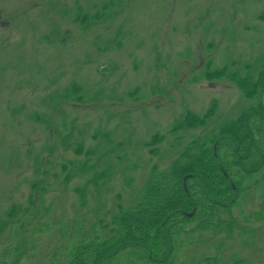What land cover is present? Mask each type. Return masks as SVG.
I'll list each match as a JSON object with an SVG mask.
<instances>
[{
    "label": "rangeland",
    "instance_id": "obj_1",
    "mask_svg": "<svg viewBox=\"0 0 264 264\" xmlns=\"http://www.w3.org/2000/svg\"><path fill=\"white\" fill-rule=\"evenodd\" d=\"M263 13L264 0H0V237L19 257L62 239L76 214L96 211L97 189L114 200L126 181L141 182L155 132V159L167 165L246 113L256 99L233 74L264 68ZM213 103L206 125L172 132ZM86 151L92 168L63 181L62 162H85ZM233 214L244 232L194 234L201 241L183 244L173 264H206V253L212 264H264V184ZM134 250L103 264H152Z\"/></svg>",
    "mask_w": 264,
    "mask_h": 264
},
{
    "label": "trees",
    "instance_id": "obj_2",
    "mask_svg": "<svg viewBox=\"0 0 264 264\" xmlns=\"http://www.w3.org/2000/svg\"><path fill=\"white\" fill-rule=\"evenodd\" d=\"M249 71L247 66L243 76L233 74L245 97L256 99L246 113L206 134L199 144L192 140L167 165L155 159L159 156L158 143L164 138L155 132L145 142L149 158L138 162L137 168L143 171L141 182L126 181L114 200L111 192L100 195L97 189L100 198L92 195L90 199L99 201L94 204L96 211L79 217L76 214L72 224L61 232L65 237L52 238L46 247L33 244L26 249L25 257L17 254L20 245L11 246L13 239L0 237V264H9L14 258L16 264L19 258L22 260L18 264H103L117 254L126 258L134 249V253L144 250L148 263L173 264L172 255L183 244L201 241L193 239L194 234L209 232L215 236L226 231L232 238V228L238 222L233 206L255 184H264V68L255 74ZM213 105L201 115L187 113L172 132L206 125L214 113ZM89 158L85 162L63 161L62 180L91 169ZM259 174L262 178L255 180ZM110 197L115 204L109 208ZM10 215L8 224L16 220L12 218L14 212ZM237 227L244 232V227ZM40 230L32 229L31 234L35 236ZM12 231L10 228V235ZM39 252L40 257L36 255ZM206 255L202 261L214 263V256Z\"/></svg>",
    "mask_w": 264,
    "mask_h": 264
}]
</instances>
